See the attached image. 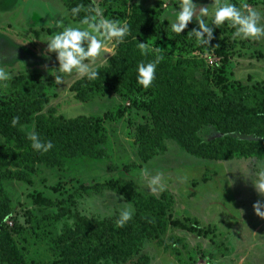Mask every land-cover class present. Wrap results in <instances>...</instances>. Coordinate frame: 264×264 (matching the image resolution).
<instances>
[{"label":"rangeland","instance_id":"374dc122","mask_svg":"<svg viewBox=\"0 0 264 264\" xmlns=\"http://www.w3.org/2000/svg\"><path fill=\"white\" fill-rule=\"evenodd\" d=\"M179 2L99 0L98 8L108 18L121 21V16L129 7L151 11L166 31L158 38L142 35L139 41L154 49L148 54L162 57L171 66L181 59H201L208 65L211 59V69L217 72L223 61L220 55L224 53L227 63L223 73L229 81L236 80L246 88L264 83V37L234 39V30L225 25L214 27V38L209 46H202L190 33L198 29L195 17L181 34L173 33L168 27L174 19L170 15L171 10ZM232 2L237 5L244 2L264 10V0ZM194 3L199 10L200 7H211L213 0H194ZM175 10L179 11V8ZM31 11L37 15L31 17ZM65 13L67 11L60 0H0V67L10 73L9 80L0 81V103L15 100L10 89L12 79L20 75H41L49 99L43 114L62 116L64 119L84 116L102 120L108 138L107 144L102 147L106 159L69 160L61 171L36 165L39 174L33 176L32 187L19 182L3 184L10 199V214L5 224L21 253L42 264L51 263L55 256L49 245L59 237L65 220V216L56 209L34 206L31 195L42 193L53 201L74 196L77 198L75 209L82 216L91 221L112 218L118 216L120 206L126 204L123 199L111 193L87 195L81 186L93 187L96 183L113 179L134 181L140 192L158 199L168 198L172 202V219L193 230L171 229L162 237V245L146 243L140 255L146 257L149 264H264V219L256 216L253 209L258 200L264 203V196L257 193L251 176H247L249 171L255 172L264 167V162H207L197 160L174 143H169L163 156L126 174L124 166L140 164L130 129L133 123H138L141 104L146 97L143 93L131 94L113 88L105 97L83 104L69 92L78 78L65 75L63 82L55 80L59 63L56 54L47 51L45 40L59 30L52 26L57 21L62 19L64 24L75 25ZM35 33L39 37L36 38ZM110 56L106 55V60L102 57L97 59L100 67ZM106 114L110 118L105 119ZM24 128L31 131L33 125ZM216 137L218 135L211 127L200 133L203 142ZM111 166L117 168L109 172ZM145 168L153 174H164V191L150 189L141 176ZM50 188L56 189V192Z\"/></svg>","mask_w":264,"mask_h":264},{"label":"trees","instance_id":"16d2710c","mask_svg":"<svg viewBox=\"0 0 264 264\" xmlns=\"http://www.w3.org/2000/svg\"><path fill=\"white\" fill-rule=\"evenodd\" d=\"M60 1L75 24L88 15L87 9L96 7L92 0ZM77 5H83L85 10L72 17L70 11ZM121 17L130 29L124 43L114 47V54L99 67L97 79H78L69 92L83 104L105 97L113 88L144 94L141 116L130 129L140 164L126 165L123 171L129 174L163 156L169 143L197 160L264 162V83L246 88L236 80L229 81L223 73L227 58L222 53L223 61L217 72L211 69L213 65L201 59H181L171 66L161 58L152 85L145 89L137 83V65L158 56H143L139 39L142 35L158 38L166 27L160 26L151 11L135 6L129 7ZM10 89L15 100L0 103L3 139L0 145V264H42L26 258L8 233L5 219L10 214V199L3 184L19 182L32 187L33 176L39 174L36 165L61 171L66 160L106 159L102 147L108 138L102 120L97 118L45 116L43 111L49 99L41 75H20L10 81ZM14 117H19V124L15 126ZM30 125L42 140L52 141L54 146L50 151L43 153L31 148L22 129ZM207 127L218 137L203 142L200 133ZM116 168L109 167V172ZM50 190L56 192L54 188ZM81 190L87 195H117L132 205L134 216L123 227H117L118 216L96 221L82 216L75 209L77 198L74 196L53 201L42 193L31 195L34 206L56 209L65 216L59 237L49 245L55 259L48 264H149L140 255L146 243L162 245V237L171 229L193 232L172 219V202L168 198L146 195L137 189L134 181L112 179L93 187L81 186Z\"/></svg>","mask_w":264,"mask_h":264},{"label":"clouds","instance_id":"9594fccd","mask_svg":"<svg viewBox=\"0 0 264 264\" xmlns=\"http://www.w3.org/2000/svg\"><path fill=\"white\" fill-rule=\"evenodd\" d=\"M179 11H176V8ZM177 7L171 10L170 15L174 18L168 27L175 34H181L187 26L193 22L198 25L190 33L195 37L200 45L209 46L214 38V27L227 26L234 31L233 38L241 40L257 39L264 37V10L253 8L248 3L237 5L232 0H213L211 7H200L198 10L194 0H180ZM83 5H77L70 11L72 17H77L84 11ZM86 15L79 24H64L63 20L57 21L53 27L58 31L48 37L47 51L55 53L59 63V68L55 71V80L64 81V76H75L78 79L89 81L98 78L100 64L98 58L114 54V47L124 43L125 38L130 34L127 21L107 18L103 10L98 7L87 9ZM67 13H65L66 15ZM206 18V19H205ZM167 20V19H165ZM168 21V20H167ZM141 54L147 56L150 51L147 44L139 43ZM162 57L147 62H140L136 68L137 83L145 89L150 87L155 79L158 64ZM10 79V73L0 67V81ZM13 126L19 124V117L12 120ZM27 139L31 142V148L37 152L47 153L53 148L51 140L44 141L34 130H27ZM142 179L147 182L152 191H164L166 182L164 174L157 172L153 174L147 168L142 169ZM247 176H251L253 187L258 194L264 196V167L255 172L249 171ZM255 215L264 219V203L257 201L253 204ZM135 213L131 204L120 206L117 220V227H123L129 222Z\"/></svg>","mask_w":264,"mask_h":264},{"label":"built area","instance_id":"2783aa9c","mask_svg":"<svg viewBox=\"0 0 264 264\" xmlns=\"http://www.w3.org/2000/svg\"><path fill=\"white\" fill-rule=\"evenodd\" d=\"M92 1L96 5V7H99V5H98L99 0H92ZM208 64L210 66H212L213 65V61L211 59H209Z\"/></svg>","mask_w":264,"mask_h":264},{"label":"bare ground","instance_id":"6f19581e","mask_svg":"<svg viewBox=\"0 0 264 264\" xmlns=\"http://www.w3.org/2000/svg\"><path fill=\"white\" fill-rule=\"evenodd\" d=\"M38 11V10H37ZM32 12V11H31ZM33 14V17L35 16V15H37V14H35V12H33L32 13ZM45 16V15H44ZM39 18V17H38ZM46 18V17H45ZM39 20H40V18H39Z\"/></svg>","mask_w":264,"mask_h":264},{"label":"crops","instance_id":"0c3cea01","mask_svg":"<svg viewBox=\"0 0 264 264\" xmlns=\"http://www.w3.org/2000/svg\"><path fill=\"white\" fill-rule=\"evenodd\" d=\"M30 16L33 17V14L32 12H30ZM69 160H66V162L68 163ZM72 161V160H71Z\"/></svg>","mask_w":264,"mask_h":264}]
</instances>
